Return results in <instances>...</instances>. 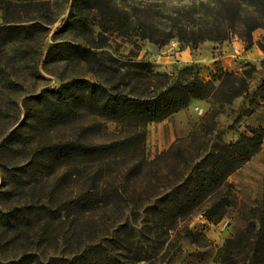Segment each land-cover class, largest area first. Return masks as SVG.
Wrapping results in <instances>:
<instances>
[{
  "label": "rangeland",
  "instance_id": "374dc122",
  "mask_svg": "<svg viewBox=\"0 0 264 264\" xmlns=\"http://www.w3.org/2000/svg\"><path fill=\"white\" fill-rule=\"evenodd\" d=\"M21 25L26 28H18ZM214 26L224 31V39L187 40ZM169 34H179L185 39L175 36L165 44L154 42L165 40ZM234 45H239V49H234ZM253 45L263 55L264 0L0 3V264L20 258L25 250L36 246L41 248L40 256L45 259L68 253L90 239L104 240L115 226L127 221L139 230L141 237L137 240L153 248V261L136 264H223L219 255L225 240L245 231L253 218V209L263 204L264 193L262 200L251 205L239 199L232 185L229 195L233 204L221 220L216 222L215 217L208 220V208L200 206L177 220L173 227H169V217L154 219L143 211L136 216L137 211L127 207L125 201L107 212L104 209L86 212L69 202L94 184L99 185L103 197L104 186L112 189L118 184L122 186L121 182L131 186L130 190L142 186V182L157 173L151 161L158 160L172 145H177L175 157L179 162L197 155L196 162H202L219 145L234 142L242 133L249 132L251 126L245 118L264 99L260 75L252 86L254 66L246 64L244 57L241 59ZM198 49L204 60L210 51L213 53L205 67L201 66L203 62L192 61L189 55ZM184 50L187 56L181 54ZM140 61L150 62L154 72L166 76L141 79L138 76L141 68L135 66ZM224 72L239 76L247 73L246 90L229 103H217L215 95L197 99L195 103L192 99L184 107L190 106L188 112L181 111L177 118L175 113L165 118L170 122L176 118L171 142L164 133L167 124H158L163 120L149 122L144 141L147 164L141 173L128 180V168L143 156L131 143L119 147L102 161L99 160L102 157L81 155L70 161L71 165L56 162L52 166L21 169L38 156L39 148L51 143L64 140L106 143L122 140L135 130L129 120H112L86 107L74 119L58 122L50 119L45 100H34L32 96L47 91L53 100L64 99L88 92L94 84L115 86L128 94L149 95L161 89L163 83L171 86L194 76L218 86ZM70 84L72 87L61 98L52 91ZM214 107L218 113L208 115ZM21 123L24 126L17 141L4 145L8 135ZM179 145L186 152L185 157L180 154ZM158 161L164 163V159ZM180 166L187 171L183 163ZM168 178L172 180L174 176ZM120 194L122 199L139 198L137 191ZM32 204L60 210L56 212L58 216L50 213L52 217L47 222L51 227L46 237H39L40 229L33 217L28 222L20 213L15 218L4 215L16 207ZM221 221L228 222L225 229L219 225Z\"/></svg>",
  "mask_w": 264,
  "mask_h": 264
},
{
  "label": "trees",
  "instance_id": "16d2710c",
  "mask_svg": "<svg viewBox=\"0 0 264 264\" xmlns=\"http://www.w3.org/2000/svg\"><path fill=\"white\" fill-rule=\"evenodd\" d=\"M13 1L15 0H0V3L7 5ZM105 3L112 11L111 5L106 1ZM18 28L25 29L26 26L21 25ZM253 29L255 28H251V30ZM204 31L198 37L194 36L187 40L200 42L205 39L221 40L225 38L224 31L218 26ZM208 31H210L209 34H206ZM175 36L185 39V36H179V34H169L165 40H154V42L165 44ZM144 37L149 38L150 36ZM135 66L141 68L138 73L141 79L151 76L163 79L166 76L154 72L150 62H136ZM224 76L218 86L211 80L194 76L171 86L163 83L161 89L157 88L158 91L149 95L128 94L115 86L105 87L94 84L90 91L75 93L64 99L53 100L47 96V91L32 96L31 99L34 100H45L50 119L58 122H68L74 119L79 110L86 107L92 112L112 120H129L135 130L122 140L106 143H86L72 140L51 143L44 148H39L38 156H34L29 164L21 169L33 165L39 166V168L47 167L56 162L71 165L70 161L81 155H89L92 158L102 157L99 159L102 161L119 147L131 143L136 150L143 153V156L128 168L126 172L128 180V178L141 173L147 164V159L144 156V141L147 136L146 125L149 122L164 120L186 107L192 99H204L215 95L217 103L220 104L221 101L229 103L246 90L248 86L247 73L239 76L235 72H224ZM262 85H264V77ZM71 87V84L62 85L52 91L59 93L61 98L63 97L62 93ZM218 111L214 107L208 115L215 116ZM30 113L31 111L28 109L27 116ZM23 126L24 123H21L14 129L3 144L16 142ZM248 130L249 132L242 133L236 141L219 145L214 151L207 153L202 162H196L198 155L194 158L185 157L186 152L180 149L181 145L178 146L180 154L185 158L179 162L175 157L177 145H172L159 157V159H164V163L160 164L159 159L151 161L150 164L157 167V173L142 182V186L134 187L132 190H130L131 186H127L123 182H121L122 186L118 184L112 189H107L104 186L103 197L99 185L94 184L77 194L69 203L86 212L97 209H104L107 212L115 204L125 201L127 207L130 206L132 211H137L136 216L140 214L139 211H143V213L153 216L154 219L160 220L161 217H169V227H173L177 220L192 213L196 207L206 206L208 220L211 221L215 217L217 222L224 217L227 208L233 204L229 195L233 187L232 183L228 181L229 176L262 146L264 127L251 126L248 127ZM181 163L186 167V172L180 168ZM172 176L174 178L170 180L168 177ZM163 177L166 178V181L163 180ZM129 191H137L139 198L137 200H128L126 197L122 199L120 193H129ZM144 194H146L145 197ZM51 212L56 215L58 212L60 213V210L57 211L44 204L41 206L32 204L16 207L4 215L15 218L16 213H20L25 216V219H28V222L33 217L38 225L37 228L40 229L39 237H46L51 227L47 222L49 217H52ZM112 231L105 235L104 240L90 239L85 245L75 246L68 250V253L50 255L45 259L40 256L39 251L41 250L39 249L41 248L36 246L25 250L20 258L1 264H136L144 260L153 261V248L137 240L141 237L140 232L130 221L119 223ZM238 248L240 249L237 252ZM219 257L223 264H264V202L261 206L253 209V218L249 221L244 232L225 240Z\"/></svg>",
  "mask_w": 264,
  "mask_h": 264
},
{
  "label": "crops",
  "instance_id": "0c3cea01",
  "mask_svg": "<svg viewBox=\"0 0 264 264\" xmlns=\"http://www.w3.org/2000/svg\"><path fill=\"white\" fill-rule=\"evenodd\" d=\"M239 45H234V49L238 48ZM238 52V51H237ZM181 54L183 56H187L186 51H182ZM209 56L204 59H201V49H198L197 52L191 53L189 55L192 61L195 62H203L201 64L202 67H205V63H208L209 58L213 57L212 51L209 52ZM245 55L241 56V59H246L244 62L246 64H252V76H251V85L254 86L256 81L259 80L257 75H260V79L264 77V65H262L264 60V52L263 55L259 53L255 49V45L251 48L245 50ZM224 58V57H222ZM208 59V60H206ZM204 60V61H202ZM203 75V72H201ZM199 100L193 99V102H198ZM190 107V106H189ZM189 107L184 108L175 113L174 117H178L180 113L183 111L188 112ZM182 111V112H181ZM176 118H172V121H168L169 119H165L158 124L161 126H165V132L168 140L173 141L175 136V126H176ZM246 124L252 127L263 126L264 127V101H261V104L258 105L250 115L246 116ZM237 139V138H236ZM228 181L234 185L236 188L235 192L239 199L248 202L251 205L257 204L260 200H262V196L264 193V138L263 143L259 151H257L248 161H246L240 168L234 171L228 178Z\"/></svg>",
  "mask_w": 264,
  "mask_h": 264
},
{
  "label": "built area",
  "instance_id": "2783aa9c",
  "mask_svg": "<svg viewBox=\"0 0 264 264\" xmlns=\"http://www.w3.org/2000/svg\"><path fill=\"white\" fill-rule=\"evenodd\" d=\"M219 225L221 226L222 229H225V228L227 227V225H228V222H223V221H221V222L219 223Z\"/></svg>",
  "mask_w": 264,
  "mask_h": 264
}]
</instances>
